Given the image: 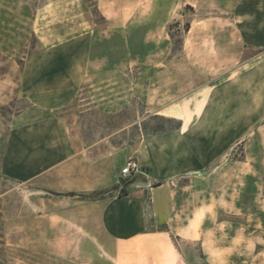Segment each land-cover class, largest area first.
Masks as SVG:
<instances>
[{"label": "crops", "instance_id": "crops-1", "mask_svg": "<svg viewBox=\"0 0 264 264\" xmlns=\"http://www.w3.org/2000/svg\"><path fill=\"white\" fill-rule=\"evenodd\" d=\"M94 2L104 28L80 31L36 51L23 68L16 98L33 104L8 124L0 176L35 180L83 156L87 145L72 123L84 113H118L135 102L163 107L158 114L179 119L180 127L141 136L119 153L117 172L132 161L139 171L135 180L127 186L113 180L75 189L88 193L114 188L117 193L124 188L127 195L77 200V211L99 224L114 248L121 247L125 264H195V259L203 264H257L264 253V108L245 111L244 84L223 81L205 85L204 107L177 108L181 101L195 100V94L181 97L178 78L177 83L171 78V86L164 84L162 76L170 79L173 68L147 66L144 59L134 60L137 52L121 53L113 46L116 36L126 35L117 28L162 26L163 18L138 15L164 11L163 0ZM101 32L106 36L99 38ZM70 43L75 51L65 49ZM163 58L156 56L157 61ZM158 86L162 95L171 90L166 102H150ZM247 105L258 103L252 98ZM240 146L244 157L237 158ZM193 246H198L196 258ZM249 250L251 257L245 256Z\"/></svg>", "mask_w": 264, "mask_h": 264}, {"label": "rangeland", "instance_id": "rangeland-1", "mask_svg": "<svg viewBox=\"0 0 264 264\" xmlns=\"http://www.w3.org/2000/svg\"><path fill=\"white\" fill-rule=\"evenodd\" d=\"M163 3L164 11L148 10L138 15L144 19L163 18L162 26L117 28L126 33L115 37L117 52H137L134 60L144 59L147 66L173 68L170 79L162 76L164 84L171 86V78L174 83L178 78L181 97L195 94V100L181 101L177 108L204 107L205 85L223 81L244 84L245 111L263 110L264 0ZM94 4V0H0V153L9 122L33 104L16 98L17 84L30 56L80 31L104 28L105 19ZM102 36L106 32H101L99 38ZM68 45V51L77 49L75 43ZM157 55L163 60L157 61ZM153 90L150 102H166L172 93L170 90L162 95L159 86ZM252 98L257 106L247 105ZM162 109L135 102L118 113H84L80 121L72 123L80 129L87 145L83 156L35 180L0 176V264H125L121 247L114 248L111 236L99 232V224L82 218L76 209L80 198L70 195L86 194L75 189L93 182L105 186L118 180L121 186H127L135 180L139 175L125 179L117 172L119 153L141 136L180 127L179 119L159 115ZM244 152L240 146L235 156L244 157ZM260 183L264 191V178ZM105 190L117 196L122 191ZM193 248L191 253L196 258L198 246ZM252 253L249 250L245 256L251 257ZM256 262L264 264V253ZM195 264L203 262L195 259Z\"/></svg>", "mask_w": 264, "mask_h": 264}, {"label": "trees", "instance_id": "trees-1", "mask_svg": "<svg viewBox=\"0 0 264 264\" xmlns=\"http://www.w3.org/2000/svg\"><path fill=\"white\" fill-rule=\"evenodd\" d=\"M125 195H127V193L125 192L124 189H122L119 196L123 197ZM70 196H72V197L78 196L80 198V200L97 201V200L105 199L108 196H112V192H111V190H101L98 192H93V193H89V194H80V195L72 193Z\"/></svg>", "mask_w": 264, "mask_h": 264}, {"label": "built area", "instance_id": "built-area-1", "mask_svg": "<svg viewBox=\"0 0 264 264\" xmlns=\"http://www.w3.org/2000/svg\"><path fill=\"white\" fill-rule=\"evenodd\" d=\"M138 167H137V164L132 162V161H129L127 163V165L123 168L122 172H121V175L125 178V179H128V178H131L133 177L134 175H136L138 173Z\"/></svg>", "mask_w": 264, "mask_h": 264}]
</instances>
